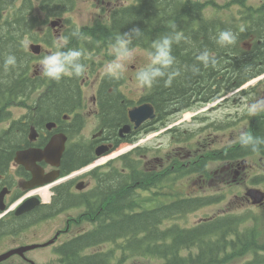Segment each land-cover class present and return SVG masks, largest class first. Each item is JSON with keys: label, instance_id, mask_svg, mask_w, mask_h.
Here are the masks:
<instances>
[{"label": "trees", "instance_id": "trees-1", "mask_svg": "<svg viewBox=\"0 0 264 264\" xmlns=\"http://www.w3.org/2000/svg\"><path fill=\"white\" fill-rule=\"evenodd\" d=\"M20 1L17 18L14 19L11 15L10 18H5V24L0 26V122L11 117L8 110L10 106L20 101L26 102L37 90L38 85L45 84L39 82L40 78L34 79L31 75L32 57L24 47L23 36L37 31L49 18L61 17L74 6L73 0ZM135 1L129 6L113 11L110 31L103 32L118 36L138 27L142 30V35L134 38L132 45L138 44L149 51L152 50L153 42L163 35L176 32L182 36L180 42L174 43L172 47L176 60L174 67L180 74L173 79L169 87H165L163 80H160L148 89L142 99L158 111L157 118L161 125L165 124L170 115L183 111L194 102L215 101L264 74V3L259 8H246L247 12L240 10L243 15L240 20L233 18L229 21L205 17V7L214 5L213 0ZM5 4L12 5L13 1L5 0ZM37 11L46 16L44 21L40 20ZM2 20L3 17L0 16V21ZM16 29L20 30V33L17 34ZM225 29L237 34V42L228 47H220L215 43L214 37ZM70 36L71 32L66 37L72 41L75 37ZM204 50H208L217 59L215 67H205L196 59ZM9 54L16 56L17 65L5 71L4 58ZM193 66L199 68V71L193 72ZM77 81V77H62L59 81H50V92L37 103L40 109L32 112L35 117L32 125H40L43 128L45 122L61 118L66 111L79 105ZM117 81L120 84V81ZM117 81L107 78L100 91L102 118L104 124L112 130L129 122V104L119 92ZM250 123L248 132L264 136V114L258 118H250ZM30 125V117L27 114L0 133V177L8 170L15 151L28 146ZM228 126L230 124L222 127ZM130 141L132 142V139ZM119 143L120 141H117L116 144ZM145 155L146 149L139 148L122 157L108 173L98 175L106 179L105 182L97 180L99 188L113 189L111 194L102 190L106 195L102 197L101 202L111 203L112 206L98 209L95 205L90 206L88 219L98 220L97 226L102 236L115 239L116 243L122 242L119 249L123 252L129 251L134 256H149L168 264H175L172 262L174 254L176 256L181 248H188L190 245L196 244L206 252L223 250L224 231L220 226L217 227V223L202 224L189 230H183L178 225L166 227L165 222L173 216L184 213L185 217L207 204L216 202L217 198L185 199L171 205H160L161 197H169L176 180L187 172L179 171L178 168L182 167L179 157H175L163 169L156 166L144 169L142 158ZM212 156L219 162H236L256 156L264 157V149L260 153H252L238 144L227 151H214ZM210 157L209 153L200 155L193 166L197 171L203 170L206 160ZM90 158L94 159V155ZM83 159L85 160V154L82 151L76 161L81 163H74L72 158H66L65 155L63 170L70 172L75 166L81 167L89 162ZM144 192L152 193L154 207L146 208L141 199ZM98 212L100 215L96 218ZM239 223V218L227 217L229 231L237 228ZM163 227L167 230H163ZM96 233L97 231L85 236L84 244ZM207 258L209 259V256ZM204 260V257L198 259Z\"/></svg>", "mask_w": 264, "mask_h": 264}, {"label": "flooded vegetation", "instance_id": "flooded-vegetation-1", "mask_svg": "<svg viewBox=\"0 0 264 264\" xmlns=\"http://www.w3.org/2000/svg\"><path fill=\"white\" fill-rule=\"evenodd\" d=\"M1 2V0H0ZM3 13H8V10L2 9ZM110 34V33H108ZM137 44V43H136ZM107 47V46H105ZM130 47L142 46L130 45ZM113 53L111 45H108ZM45 51V50H44ZM42 48L39 56L36 59L42 60L44 56ZM35 57V55H34ZM38 67V66H35ZM33 68V67H32ZM41 69L35 68L33 71L34 76L39 75ZM87 81H91L90 77H87ZM79 105H75L70 111H66L61 118L55 119L57 129L51 133L44 129L40 125H35L39 130L38 144L45 146L49 136L52 133H64L68 136L66 158H72L74 163L77 156L82 152L85 154V160L89 161L81 169L75 170L70 173L68 179L61 185L57 186L51 192L50 202L39 204L37 207L28 209L17 214L21 209L23 202L32 198V193L27 197L28 193L25 190L27 182L32 181V173L27 172L22 166L13 163L6 175L1 177L0 195H2L3 189L8 191L4 193L5 196V217L0 221V237H7L11 242L9 250L27 247L29 245H45L33 251L24 252L22 256L14 255L3 264H19L20 261L23 264H117L116 253V241L115 239L102 236L99 232V228H95V225L99 224L98 220L85 221L90 224H85L84 212L89 213V207L95 205L98 207H111V203L101 202V199L106 193L102 190L108 191L110 194L113 192L112 188H99L97 187L98 181L105 182L106 179L97 176L98 173L90 170L91 164L96 163L99 158H90L95 153L96 149L104 146L110 151H113L111 147L117 146V135L120 125L116 130H112L110 127L104 124L102 118V128L104 132L101 133L102 128L97 131H93L90 140L87 143H80L74 139V135L83 132L84 124L77 115V109L81 106L80 110L85 109L86 105H91L92 110L99 113L101 109V117L103 116L102 107L100 104V92L98 89L93 88V94L87 97L84 91V86L79 84ZM47 93V92H45ZM44 93V94H45ZM43 94V95H44ZM48 94V93H47ZM130 106H128L129 108ZM33 108V111L39 110ZM32 120L35 121V117L32 116V98L30 109V136L28 141V149L32 152V147L35 143H32ZM163 160H161L162 163ZM84 162V163H85ZM81 165V164H80ZM46 169V172L51 168L46 164H42ZM79 166V165H78ZM78 166H75L78 167ZM164 167V164H161ZM77 172L76 174H74ZM223 172V171H221ZM105 174V173H102ZM218 174V172H216ZM98 180H96V179ZM203 182H206V177L201 176ZM264 193V189L262 190ZM243 201L254 209L261 211L264 209L263 205H252L250 199L243 198ZM218 205L217 203L211 204ZM100 213L96 215V218ZM222 218L221 220H219ZM219 216H209L208 218H201L200 224H213L217 223V227H221L224 231L223 238L225 242V248L223 250L215 251H202V250H184L179 251L175 256V264H264V218H260L258 222L250 230L251 233L246 235L243 231V237L230 239L227 236V212L222 211ZM220 223V224H219ZM94 224V225H93ZM97 233L85 242V236L90 235L91 232ZM74 248V249H73ZM8 250V251H9ZM209 256V259L207 258ZM43 257V258H42ZM121 257V255L119 256ZM204 257V261H198L199 258ZM16 258L18 260H13ZM42 258V259H40ZM214 258V260H213ZM40 259V260H38ZM20 260V261H19ZM92 260V261H91Z\"/></svg>", "mask_w": 264, "mask_h": 264}, {"label": "rangeland", "instance_id": "rangeland-1", "mask_svg": "<svg viewBox=\"0 0 264 264\" xmlns=\"http://www.w3.org/2000/svg\"><path fill=\"white\" fill-rule=\"evenodd\" d=\"M134 0H74V9L62 18L63 29L59 27L57 31L53 30L50 39L53 41L50 47L43 48L44 56L48 55L52 51L63 50L65 44L61 40L66 30L69 29L71 24L76 25L78 28L91 26L97 21H105L108 17L109 9L117 6H122L126 3H131ZM200 2H206L209 0H196ZM264 0H213L214 5H207L205 7V17L207 19L222 18L223 20L235 19L239 21L243 16L240 10H246L244 7H255L258 8ZM9 15V13L7 14ZM82 32V30H80ZM85 31L82 32V40L91 41L88 35H84ZM60 33V34H58ZM45 35V32L41 33V37ZM103 39V38H101ZM27 48L29 47V40L26 41ZM113 43L92 44V51H90L89 57L92 58L95 66L90 68L89 75L91 81L96 86L99 83L101 76L106 74L104 67L114 59V54L110 53L108 45ZM107 46V47H105ZM112 47V46H111ZM134 57L130 62H127L122 72L116 76L122 79L124 83L123 91L126 96L131 99L134 103H137L144 93V87L140 86L136 80V73L148 66L149 64V51L143 48L134 47ZM43 56V57H44ZM43 59V58H42ZM40 68L41 60L33 62ZM264 76L259 77L256 80L245 86L246 94L239 93V91L228 94V96L217 103L216 107L210 108L209 106H201L194 109V114H198L196 118L192 120H183L181 115L174 116L170 122V125L182 123L179 126V130L182 131L180 139L192 140L191 144H187L190 154H194L198 150H207L212 157L213 164L206 166V172H196L195 167L192 164L184 165L182 167L177 166L179 170H188L184 176H182L177 184L174 185L171 197L166 199L161 197V203H170L179 197H199V198H212L216 194L221 193L220 179L215 177V172L219 171L224 164H220L216 157H213V150L216 148H230L234 145L230 143L237 140L241 131L249 125V116L246 112V105L253 99L264 97ZM87 79V78H86ZM89 82V81H88ZM94 83L89 84L83 81L84 91L87 97L93 94ZM33 106V100H32ZM30 102L16 103L12 106V117L17 119L28 112ZM206 111V112H201ZM82 116L84 120L83 132L74 135V139L80 143H87L95 127L97 126V112L92 110L91 105H86L85 109L82 110ZM235 123L230 125V128L217 131L216 126L227 123ZM9 126V123H0V130ZM97 131V130H96ZM98 132V131H97ZM178 134V133H177ZM193 134V135H192ZM196 136V139H195ZM142 141L139 142L142 146L150 149V155L146 160V164L149 167H155L157 165L156 158L163 157H183L186 155L188 150L185 146L178 144L174 140V135L167 134L163 131L154 132L150 135H143ZM129 146L124 145L122 150ZM135 147V146H134ZM133 147V148H134ZM193 160L196 158L193 157ZM231 164V172L235 173L240 171L238 175L235 174V181L233 176L228 175V185L225 190L228 192L227 197L217 203V206L212 207L211 205L206 206L202 209L197 210L194 213L189 214L186 218H175L173 224H180L181 227L186 228L200 223L201 218L208 216H219L222 211L226 210L228 216H247V219L253 221L255 219L256 210H250L244 207L242 196L249 188L259 187L264 188V157L256 156L248 160H242L239 162H228ZM176 166V165H175ZM201 176L206 177V182H203ZM164 193V190H163ZM142 202L146 204V208L154 207L153 196L150 192H144L141 196ZM255 215V216H254ZM186 223V224H184ZM9 242L0 243V251L6 247ZM117 258L119 253L117 251ZM123 257V255H121ZM121 264H158L157 260L151 259L149 256L142 257L141 255H132L131 258H127Z\"/></svg>", "mask_w": 264, "mask_h": 264}, {"label": "clouds", "instance_id": "clouds-1", "mask_svg": "<svg viewBox=\"0 0 264 264\" xmlns=\"http://www.w3.org/2000/svg\"><path fill=\"white\" fill-rule=\"evenodd\" d=\"M142 30L138 27L132 28L129 32L118 35L113 44L112 51L114 59L104 67L107 75L115 76L122 72L127 62L134 57V49L130 47L134 38H139ZM71 36L79 37V30L71 33ZM182 36L173 32L161 36L153 42L152 50L149 52V64L137 73L136 80L142 87L151 88L154 84L163 80L164 86L169 87L173 79L178 76L179 70L174 65L175 57L172 54L174 43H179ZM64 44L68 37H62ZM215 43L220 47H228L236 44L237 34L230 29L219 31L214 37ZM84 54L78 48H68L67 50H56L44 56L40 63L42 74L52 80L59 81L65 75L80 77L86 72V65L82 62ZM196 59L205 67L217 65V59L208 50L200 52ZM17 65L15 55L9 54L4 58V68H14ZM193 72H198L199 68L193 66ZM246 112L249 116L255 117L264 114V97L253 99L246 105ZM237 142L244 149L252 153H260L264 149V136L254 135L248 131H241L237 137Z\"/></svg>", "mask_w": 264, "mask_h": 264}, {"label": "water", "instance_id": "water-1", "mask_svg": "<svg viewBox=\"0 0 264 264\" xmlns=\"http://www.w3.org/2000/svg\"><path fill=\"white\" fill-rule=\"evenodd\" d=\"M35 52H38V48H33ZM154 118V110L151 109L148 105H145L137 110H134L132 113L133 122H137L138 125L142 122L153 119ZM50 128L51 125H48ZM129 130L128 127L125 128V132ZM37 137L36 133L33 134V139ZM65 146V138L63 136H57L51 140V142L45 147L44 150H35L32 149V167L30 165V151H22L18 153L17 162L26 166L27 170H32L34 174L35 181L32 183V186L44 185L46 183H50L58 178V173H52L48 176L44 175V171L41 167H39L36 163L46 161L48 164L59 167L61 163V159L64 153ZM106 151L97 152L98 155L105 154ZM259 192L250 191L249 196H251L255 203H259L262 201L261 198H256L255 195L258 196ZM1 260V259H0Z\"/></svg>", "mask_w": 264, "mask_h": 264}, {"label": "bare ground", "instance_id": "bare-ground-1", "mask_svg": "<svg viewBox=\"0 0 264 264\" xmlns=\"http://www.w3.org/2000/svg\"><path fill=\"white\" fill-rule=\"evenodd\" d=\"M40 194L42 196H44L45 199H47L49 197V192H48V189H43L40 191Z\"/></svg>", "mask_w": 264, "mask_h": 264}]
</instances>
